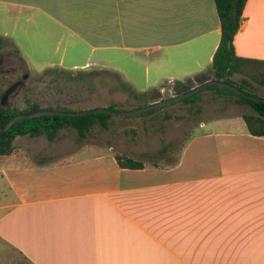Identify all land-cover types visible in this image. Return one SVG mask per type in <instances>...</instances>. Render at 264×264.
I'll use <instances>...</instances> for the list:
<instances>
[{
	"label": "crops",
	"instance_id": "1",
	"mask_svg": "<svg viewBox=\"0 0 264 264\" xmlns=\"http://www.w3.org/2000/svg\"><path fill=\"white\" fill-rule=\"evenodd\" d=\"M0 12V36L24 62L15 37L30 25L25 35L55 43L47 65L104 67L106 53L124 52L160 95L211 77L220 40L214 0H0ZM242 17L235 54L264 60V0H247ZM229 103L225 118L197 122L203 132L173 162L170 139L150 131L154 145L136 141L135 122L126 141L118 132L112 142L90 138L91 129L75 144L59 139L61 129L53 152L14 145L0 162L10 194L0 239L31 264H264V136L247 130L250 105ZM112 123L122 124L110 117L101 130ZM117 153L143 167H119Z\"/></svg>",
	"mask_w": 264,
	"mask_h": 264
},
{
	"label": "rangeland",
	"instance_id": "2",
	"mask_svg": "<svg viewBox=\"0 0 264 264\" xmlns=\"http://www.w3.org/2000/svg\"><path fill=\"white\" fill-rule=\"evenodd\" d=\"M2 21L3 17L0 14V34L3 32L2 23L4 22ZM29 26L20 25L15 37L19 42L20 52L26 57L27 62L21 61L16 55V50L9 44L0 49V92L12 82L20 79L23 74H27L22 86L17 88L7 100V103L19 110L28 106V100L30 103H36L40 108L61 106L70 109H90L115 105L119 111H128L149 105L154 100L166 99L175 95L174 91L167 85L162 92L163 95L153 94L152 83L146 78L141 64L143 62L135 58L133 61L132 57L125 56L124 52L106 53L105 56L109 61L108 65L104 67L87 66L66 70L47 65L48 62L54 60L52 54L55 43L48 39L42 45L39 41L36 42V36L25 35L24 31L28 30ZM116 66H120L125 73L118 74ZM50 68L51 72L44 74V71ZM105 69H113L114 71ZM69 74L75 79H69ZM240 78V75L232 77L237 83L240 82ZM124 84L130 86V91L124 90ZM197 84V82H192L190 86L194 87ZM246 86L252 90L253 95L264 96L263 86H259L250 80H247ZM229 102H234V100L217 95L211 90H204L193 101H175L152 109L154 111L151 113L143 112L130 116L113 114L111 119L121 121L122 124L112 123L106 131L101 130L103 127L96 124L91 128L93 130L89 135L90 138H100V133L103 132L104 138L112 142L114 138L116 139L118 132L121 139L126 141L133 136L130 132L131 126L126 123L135 122L136 141L140 140V142L154 145L150 131H154L162 139H170L166 149L171 148L173 153L168 160L173 162L177 151L181 149L184 142L189 140L193 134L203 132L197 122L212 114L215 115L214 120L225 118V114L228 113L224 112H227ZM221 125H225V122ZM59 139L61 141L74 140L75 144L83 141V139H77L75 130L71 128H63ZM56 141L55 139L53 141L47 140L45 135L37 137L19 136L13 141L17 148L14 152L25 154L41 153L45 150L53 152ZM1 159H3L2 156H0V162ZM9 197L7 185L0 173V205L8 201ZM0 264L31 263L0 239Z\"/></svg>",
	"mask_w": 264,
	"mask_h": 264
},
{
	"label": "trees",
	"instance_id": "3",
	"mask_svg": "<svg viewBox=\"0 0 264 264\" xmlns=\"http://www.w3.org/2000/svg\"><path fill=\"white\" fill-rule=\"evenodd\" d=\"M247 0H214L215 8L220 21V40L219 44L212 56L210 72L211 77L207 73H199L195 76L197 83H202L210 78L226 81L235 85L239 89L248 94H252V90L246 86L247 80H250L259 86L264 87V60L240 57L235 54L234 37L241 25L243 9ZM8 39L0 36V49L8 44ZM17 57L24 62L23 58ZM51 72L46 69L44 74ZM67 72V71H63ZM240 75V82H235L232 77ZM69 79H75L74 76L68 75ZM164 86V85H162ZM175 94L191 88L190 82L175 81L173 83ZM124 90L130 91V86L124 84ZM204 90H211L215 94L223 96L227 99H233L236 102L246 103L252 107L255 113L243 114L242 118L246 124L247 130L251 135L264 136V102L247 99L234 91L219 86L208 85L200 91L182 99L183 102L193 101L198 94ZM153 94H159V90L153 89ZM2 91L0 92L1 96ZM264 97V96H262ZM22 110L17 109L10 103L2 105L0 103V128L13 116L40 109L36 103H30ZM109 109L117 110L115 105L107 106ZM61 111H80L84 109H70L67 107L56 106L55 108L46 107ZM154 110L146 111L151 113ZM113 114L103 112H90L77 116H60V115H41L31 118H23L14 122L7 130L0 132V156L8 155L13 152L15 146L13 141L19 136L37 137L45 135L47 140L53 141L59 131L63 128H71L75 130L77 139H84L90 129L98 124L103 128H107L108 120ZM134 134L133 130H130ZM133 137V136H132ZM115 160L121 168L137 169L142 168L143 163L134 160L125 154H115Z\"/></svg>",
	"mask_w": 264,
	"mask_h": 264
},
{
	"label": "water",
	"instance_id": "4",
	"mask_svg": "<svg viewBox=\"0 0 264 264\" xmlns=\"http://www.w3.org/2000/svg\"><path fill=\"white\" fill-rule=\"evenodd\" d=\"M20 84H21V81H19V80L15 81L12 84H10L3 91V93L0 97V103L2 105L7 104V100L9 98V96L19 87ZM208 85H219V86L228 88V89L234 91L235 93H237V94H239V95H241L247 99L264 102V97L248 94V93L244 92L243 90L239 89L238 87H236L235 85L230 84L226 81L210 78V79H208L202 83H198L196 86L191 87L188 90L182 91L181 93L175 94V95L168 97L166 99L157 100V101H155L149 105H146L144 107H141L138 109H132V110H128V111L113 110V109H109L108 107H96V108L84 109V110H80V111H61V110H55V109L40 108V109L31 111L29 113H23V114H18V115L13 116L4 124L3 127L0 128V132L7 130L17 120H20L23 118L37 117V116H41V115L77 116V115H83V114L90 113V112H103V113H110V114H114V115H118V116L135 115V114L143 113V112H146V111L158 108V107H162V106L171 104L175 101L182 100V99L200 91L202 88H204Z\"/></svg>",
	"mask_w": 264,
	"mask_h": 264
},
{
	"label": "flooded vegetation",
	"instance_id": "5",
	"mask_svg": "<svg viewBox=\"0 0 264 264\" xmlns=\"http://www.w3.org/2000/svg\"><path fill=\"white\" fill-rule=\"evenodd\" d=\"M0 70H1V69H0ZM26 76H27V74H23V75L21 76L20 79H17V80H16V81H18V80L21 81V84L19 85V87L22 86V84H23V82H24V78H26ZM14 82H15V81H14ZM12 83H13V82H12ZM12 83H11V84H12ZM19 87H18V88H19ZM4 90H5V89H4ZM4 90H3V91H4ZM3 91H2V93H3ZM2 93H1V95H2ZM11 95H12V94H11ZM11 95H10V96H11ZM10 96H9V98H10ZM0 97H1V96H0ZM9 98H8V99H9Z\"/></svg>",
	"mask_w": 264,
	"mask_h": 264
}]
</instances>
